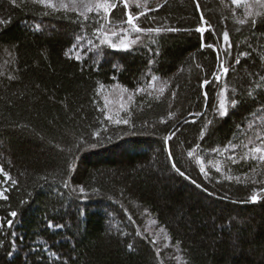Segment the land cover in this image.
<instances>
[{
    "label": "trees",
    "instance_id": "trees-1",
    "mask_svg": "<svg viewBox=\"0 0 264 264\" xmlns=\"http://www.w3.org/2000/svg\"><path fill=\"white\" fill-rule=\"evenodd\" d=\"M112 2L110 16L85 21L0 0V220L13 221L0 227V264H264V161L253 151L264 148V4ZM127 11L145 13L141 28L177 30L97 48L100 25L124 38ZM200 11L214 29L203 37ZM117 85L133 99L112 117L104 97Z\"/></svg>",
    "mask_w": 264,
    "mask_h": 264
},
{
    "label": "snow or ice",
    "instance_id": "snow-or-ice-1",
    "mask_svg": "<svg viewBox=\"0 0 264 264\" xmlns=\"http://www.w3.org/2000/svg\"><path fill=\"white\" fill-rule=\"evenodd\" d=\"M33 2L37 3V4L41 5V6H45V7L51 8L54 12H58L60 10L76 12L78 14V16L83 18V20H85V21H87L89 19V16H88L89 13L95 12L96 14H100V12L102 11L105 14V17H107V16H110L111 11L117 7V4L112 2V0H95L94 3H92V2L85 3V2H83V0H81V3L79 5L77 4V0H71V8L69 7V3L65 2V0H60L59 5H57L55 0H33ZM195 2H196L197 10H199L200 9L199 0H195ZM240 2H241V0H233L234 4H239ZM257 2L261 3V4H264V0H257ZM11 3L13 5H15L16 4V0H11ZM120 3H122L127 8L128 0H120ZM161 6L162 5H158V7H161ZM46 14L47 13H45V15ZM125 15L127 17L126 24L128 25V27L122 30L121 35H123L124 38L121 39L118 44L117 43H113L112 39L109 38L108 32L105 30V26L104 25H100V26L95 28L94 35L99 40V44L96 45L97 48H99L100 45L107 44V45L111 46L113 49H119V50H123V51H128V50H131L134 45H136L139 42H141V34H143V33H148V34L157 33V34H159L160 32L165 31V30H167V31H176L177 30V29H171V28H169V29L141 28L136 23V21H138L142 15H145V13L141 12V13H138L137 15L134 16V15H132V13L130 11H127L125 13ZM199 15H200L201 24L195 30L198 33L201 34V37H203V34L205 32H209V33L214 32V29H212V27L209 24V22L205 19V13L203 11H200ZM246 15L250 16V15H252V13L251 12H247ZM257 15H259V13H257ZM239 23L245 24V23H247V20H240ZM255 23H256V21H255V19H253L252 20V24L255 25ZM131 32H134V33L137 34L136 35V39L133 40V39H129L128 38V33H131ZM112 35H116V33L113 32ZM222 38H223V41L225 42V44L227 45V48H230L231 47V42H230V37H229L228 31H224L222 33ZM81 39H82V37H77V42H79ZM88 44L92 45L93 44V40L89 39L88 40ZM76 46L77 45L74 44L69 51L75 50ZM204 47L213 48V50L217 52V57L219 59V49L215 48V46H213V45H205L202 42L201 48L203 49ZM242 55H247V53H242ZM76 58L79 59L80 57L77 56ZM236 62L239 63V59H237ZM218 67H219L220 71L223 72V74L227 75V73L229 71V68L224 66L223 62H221L220 65H218ZM213 76H214V78L216 80L220 79V76L217 75L216 73H213ZM152 79L156 80L157 77L153 76ZM262 79H264V77H262ZM209 83H210L209 80H204L202 82V86H206ZM138 91H143V90L142 89H138ZM164 91H165L164 87H161L159 89V92L161 94H163ZM204 96H205V98L207 97V92H204ZM235 105H236V101L233 100L232 101V106L235 107ZM218 112H219L220 116H226L227 115L228 108L226 106L225 101L222 100L220 102L219 108H218ZM109 119H111V117H109ZM116 122L117 123H124V124L128 123L127 120H123V121L117 120ZM193 122H195V121H193ZM208 124H211V121H208ZM205 129H207V124L205 125ZM96 135L99 136V133H96ZM174 135H175V133H172L166 139H171L172 136H174ZM203 135H204V133L202 131L201 132V138H203ZM232 147L234 148L235 146L233 145ZM194 151L195 150L189 151L188 152V156L189 157L193 156V152ZM253 151L255 153H262L259 156V159L261 161H264V148L257 147ZM168 156H169V161L172 164V167L177 172H179V169L176 168L175 161L172 158L171 150H169ZM68 170L71 171V165H69ZM200 170H201V172L205 171V169L203 167H201ZM217 171H220L219 167H217ZM0 172H3L2 166H0ZM3 174H4V177L6 178V180L11 181L13 184L17 183L16 181H13L11 179V177L8 175V173H3ZM180 174L183 175V173H180ZM227 179L232 180L233 177L232 176H228ZM235 179L239 180V177H236ZM193 183H195V182L193 181ZM64 186L67 188V187H69V184L67 182H65ZM5 191L6 190H4V189H0V198L7 200L8 197L5 195ZM72 191H76V189H72ZM78 191H79L80 194H84L85 193V188L83 186H81V187H79ZM249 199H250L251 202H257L260 199V196H259L258 193H254V194H252L250 196ZM9 215L12 218H15L17 216V212L16 211H12V212H10ZM5 223L7 224L8 227H11L13 221L11 219H8L6 221L0 220V227H3ZM52 226L53 225L50 222L49 223V227H52ZM58 227H63V225H59ZM129 247H131V246H129Z\"/></svg>",
    "mask_w": 264,
    "mask_h": 264
},
{
    "label": "rangeland",
    "instance_id": "rangeland-1",
    "mask_svg": "<svg viewBox=\"0 0 264 264\" xmlns=\"http://www.w3.org/2000/svg\"><path fill=\"white\" fill-rule=\"evenodd\" d=\"M55 2L59 4L60 0H55ZM65 2L69 3V5L71 4V0H65ZM83 2L93 3L95 2V0H83ZM80 3L81 0H77V4L79 5ZM132 99L133 93L122 89L119 85L106 90L104 100L108 115L117 117L123 110H125L129 106Z\"/></svg>",
    "mask_w": 264,
    "mask_h": 264
}]
</instances>
